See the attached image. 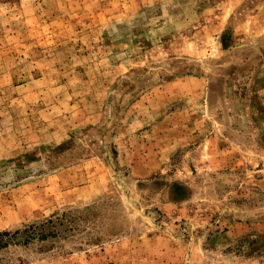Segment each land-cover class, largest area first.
Returning a JSON list of instances; mask_svg holds the SVG:
<instances>
[{
  "label": "rangeland",
  "instance_id": "obj_1",
  "mask_svg": "<svg viewBox=\"0 0 264 264\" xmlns=\"http://www.w3.org/2000/svg\"><path fill=\"white\" fill-rule=\"evenodd\" d=\"M0 264H264V0H0Z\"/></svg>",
  "mask_w": 264,
  "mask_h": 264
}]
</instances>
